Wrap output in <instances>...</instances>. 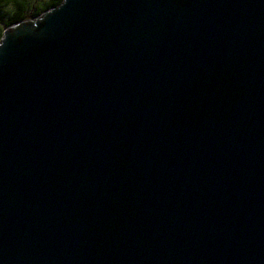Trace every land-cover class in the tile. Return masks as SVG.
<instances>
[{
    "label": "water",
    "instance_id": "1",
    "mask_svg": "<svg viewBox=\"0 0 264 264\" xmlns=\"http://www.w3.org/2000/svg\"><path fill=\"white\" fill-rule=\"evenodd\" d=\"M0 264H264V0L6 27Z\"/></svg>",
    "mask_w": 264,
    "mask_h": 264
},
{
    "label": "trees",
    "instance_id": "2",
    "mask_svg": "<svg viewBox=\"0 0 264 264\" xmlns=\"http://www.w3.org/2000/svg\"><path fill=\"white\" fill-rule=\"evenodd\" d=\"M62 1L40 0V3L34 5L28 0H0V38L6 27L21 20L39 16L50 8L59 5Z\"/></svg>",
    "mask_w": 264,
    "mask_h": 264
},
{
    "label": "rangeland",
    "instance_id": "3",
    "mask_svg": "<svg viewBox=\"0 0 264 264\" xmlns=\"http://www.w3.org/2000/svg\"><path fill=\"white\" fill-rule=\"evenodd\" d=\"M28 2H30L31 4L33 3L35 5V4L40 3V0H28ZM1 13H2V11H1Z\"/></svg>",
    "mask_w": 264,
    "mask_h": 264
}]
</instances>
